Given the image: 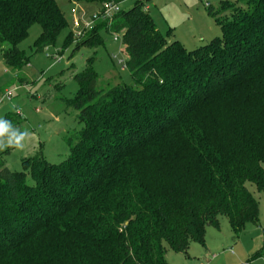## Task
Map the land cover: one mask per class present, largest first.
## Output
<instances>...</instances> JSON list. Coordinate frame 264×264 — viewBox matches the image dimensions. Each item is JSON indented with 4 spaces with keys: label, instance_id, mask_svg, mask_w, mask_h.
<instances>
[{
    "label": "trees",
    "instance_id": "16d2710c",
    "mask_svg": "<svg viewBox=\"0 0 264 264\" xmlns=\"http://www.w3.org/2000/svg\"><path fill=\"white\" fill-rule=\"evenodd\" d=\"M209 13L221 35L193 49L168 41L142 0L79 37L76 47H96L97 29L122 32L133 85L104 88L87 62L66 99L82 124L68 157L51 164L38 151L11 171L0 152V264H169L165 246L204 245L218 215L234 238L257 223L248 185L264 196V0H221ZM32 24L41 50L66 20L56 0H0L12 70L28 64L17 45Z\"/></svg>",
    "mask_w": 264,
    "mask_h": 264
},
{
    "label": "rangeland",
    "instance_id": "374dc122",
    "mask_svg": "<svg viewBox=\"0 0 264 264\" xmlns=\"http://www.w3.org/2000/svg\"><path fill=\"white\" fill-rule=\"evenodd\" d=\"M136 1H120L109 15L128 9ZM142 1L143 8L148 11L160 33L168 41L176 40L186 49H193L221 35L219 24L209 13V10L219 8L221 0ZM56 3L64 15L66 26L51 44L36 50L35 42L41 27L32 24L27 36L17 45L28 57V64L15 71L0 58V98L2 94L11 92L9 100H0V118L11 115L14 127L30 133L22 141L21 149L10 147L0 151L5 166L11 171H22V159L38 151L51 164L68 157L70 150L67 139L79 131L82 124L77 119L76 111L67 107L66 99L72 98L77 91L73 76L82 71L87 62H90L102 87L117 83L133 85L125 67L122 32L100 28L96 31L100 41L96 47L86 43L76 47L77 43L83 41L79 33L87 36L94 29L91 17L99 12V3L90 1L76 4L69 0H56ZM74 20L77 21L76 26L73 25ZM121 60L123 63H119ZM27 181L30 182V179L27 178ZM248 188L258 200V221L247 224L239 240L232 236L226 216L218 215V227L205 226L207 256L198 243L191 241L186 253L174 252L165 246L166 261L169 264H218L224 258L221 255L228 253L241 256L243 262L253 258L252 264H263L256 262V259L257 253L264 256V196L257 192L254 185L249 184ZM233 262L220 261V264Z\"/></svg>",
    "mask_w": 264,
    "mask_h": 264
},
{
    "label": "clouds",
    "instance_id": "9594fccd",
    "mask_svg": "<svg viewBox=\"0 0 264 264\" xmlns=\"http://www.w3.org/2000/svg\"><path fill=\"white\" fill-rule=\"evenodd\" d=\"M29 135L26 129L20 130L14 127L9 120L0 118V151L10 147L21 149L22 141Z\"/></svg>",
    "mask_w": 264,
    "mask_h": 264
},
{
    "label": "crops",
    "instance_id": "0c3cea01",
    "mask_svg": "<svg viewBox=\"0 0 264 264\" xmlns=\"http://www.w3.org/2000/svg\"><path fill=\"white\" fill-rule=\"evenodd\" d=\"M77 4V3H76ZM205 233V232H204ZM206 234V233H205ZM205 234H204V245H200L204 251H205V256H207V253L208 252V246L205 244L206 243V237H205ZM233 236V235H232ZM240 236V235H239ZM240 237L236 238L237 240H239ZM207 246V247H206ZM257 259H256V262H261L264 264V256H260V254L257 253ZM221 256H223L224 258L223 259H220L219 260V263L220 264V261H223V263H228V261H234L233 264H252V261H253V258L252 259H247L246 261L243 262V259L241 256L237 255V254H233V255H229L228 253H225V254H222ZM259 257V258H258ZM255 259V258H254ZM249 261V262H247ZM247 262V263H245Z\"/></svg>",
    "mask_w": 264,
    "mask_h": 264
},
{
    "label": "built area",
    "instance_id": "2783aa9c",
    "mask_svg": "<svg viewBox=\"0 0 264 264\" xmlns=\"http://www.w3.org/2000/svg\"><path fill=\"white\" fill-rule=\"evenodd\" d=\"M115 9V5L114 4H111V3H105L102 7V10L100 9L98 13L96 14H93L91 19H92V22L99 19V17H102V18H110L111 15H109V12H111L112 10ZM73 25L76 26L77 25V21L74 20L73 21ZM86 26V25H85ZM83 35V32H80L79 33V37ZM119 63H123V61H119ZM11 98V92H6L4 94H2L0 100H9ZM18 115L20 116V113H18Z\"/></svg>",
    "mask_w": 264,
    "mask_h": 264
}]
</instances>
